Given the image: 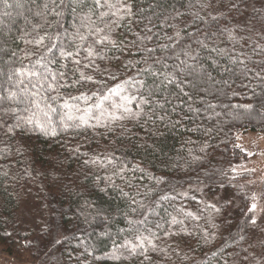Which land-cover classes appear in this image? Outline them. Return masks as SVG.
<instances>
[{"label": "trees", "instance_id": "trees-1", "mask_svg": "<svg viewBox=\"0 0 264 264\" xmlns=\"http://www.w3.org/2000/svg\"><path fill=\"white\" fill-rule=\"evenodd\" d=\"M206 4L207 0H136L137 8L144 9V15L152 16L156 24L153 32L159 39L149 46L169 45L167 51L157 49L155 55L167 58L170 65L180 60L194 64L201 70V78L194 80L195 89L183 86L191 98L176 99L174 87L158 90L156 96L163 108L154 104L149 111L151 120L145 117L139 124L128 123L130 138L119 136V128L101 135L104 128L57 127L55 136L45 135L33 125L9 134L0 128L1 252L41 264H139L138 258L125 259L127 253L119 260L110 256L133 239L135 233L128 221L146 218V225L136 227L151 228L159 237L154 242L168 249L167 254L150 252L152 264H264V219L259 218L253 226L248 214L241 212L242 198L251 195L245 187L250 173L236 170L245 157L237 136L244 132L264 136V53L255 47L264 45V7L260 0H244L239 12L230 15L225 11L221 16L213 8L202 7ZM91 8L92 0L79 4L76 0H55V4L52 0H0V70L6 72L21 61L31 67L29 60L23 59L24 53L36 49L21 39L26 32L59 33V43L69 48L73 32L80 27L81 18L91 14ZM214 15L216 20L211 19ZM226 28L236 30L242 37L240 43L228 39ZM80 30L87 35L86 28ZM117 31L123 35L126 29ZM175 31H180L183 39L173 47L174 41L165 34ZM182 49L195 59L185 56ZM125 57L133 63L140 59L139 54L127 53L120 59ZM116 64L115 59L111 61V71L116 72ZM116 74L120 78L125 75L123 69ZM129 74H135V69ZM140 78L152 83L148 74ZM4 81L0 76V84ZM73 94L78 93L73 90ZM165 97L170 102L165 103ZM4 119L14 127L16 121L11 116ZM54 119L58 122V117ZM105 152L117 167L127 166L123 179L113 174L112 165L84 163L98 156L103 160ZM137 165L143 173L133 171ZM158 179L164 182L157 184ZM222 181L233 194V203L227 211L217 213L211 205L223 208ZM162 195L170 199L160 200ZM180 208L194 215H178ZM168 213L183 219L184 224L165 223L171 219ZM158 222L164 224L163 229L155 228ZM165 229L175 235H166ZM54 231L60 237L54 239Z\"/></svg>", "mask_w": 264, "mask_h": 264}, {"label": "snow or ice", "instance_id": "snow-or-ice-1", "mask_svg": "<svg viewBox=\"0 0 264 264\" xmlns=\"http://www.w3.org/2000/svg\"><path fill=\"white\" fill-rule=\"evenodd\" d=\"M52 2L55 4V0ZM260 2L264 7V0H260ZM76 3H81V0H76ZM242 3L244 0H240V3H237V0H207V4L202 7L213 8V11L222 16L225 11H228L230 15L232 11L239 12ZM73 12H75V8H73ZM90 13V15L81 18L80 27L73 32L69 48H65L62 43H59V33L41 35L36 32L35 35H32V33L26 32L21 37L25 44L33 45L36 51H25L24 53L23 59L29 60L31 67L25 66L21 61L19 66L13 63V66L9 67L6 72L0 70V76L5 78L4 83L0 84V128L5 129L6 134L12 133L16 129L23 132L27 125H33L45 135L52 136L57 134V127L63 130L92 129L97 131L104 128L106 132L101 135L115 133L119 128V136L127 134L130 138L132 133L131 129L127 127L128 123L139 124L145 117L151 120L152 116L149 115V111L154 104L163 108L164 105L156 96L158 90L174 87L178 90L175 98L180 99L182 96H189V93L184 91L185 84H188L192 89L197 87L194 80L201 78V70L197 69L194 64L190 65L187 61L180 60L179 63L170 65L167 63V58L161 59L155 55L157 49L167 51L169 45L149 46L153 40L159 39V36L153 32L156 24L153 23L152 16L144 15V9L137 8L136 0H92ZM55 14L61 15L60 12ZM180 15V13H176L177 17ZM93 16L96 17L95 20L92 18ZM217 18L215 15L211 16L212 20ZM168 19L165 17L166 21ZM144 21L147 22L144 23ZM239 23L241 21H237V24ZM168 26L173 27L171 24ZM81 28L87 29V35L81 32ZM121 28L126 29L123 35L117 31ZM33 31H36L35 26ZM225 32H227L229 40L240 43L242 37L235 29L226 28ZM65 34L67 33L65 32ZM261 34L264 36V23L261 24ZM165 35L169 41H174L173 47L181 45L183 38L180 31H175L173 35ZM129 36L132 38L129 39ZM77 41L79 42L77 43ZM198 43L202 44L203 42L198 41ZM255 47L264 53V45L256 44ZM182 51L185 56L195 59L191 56L190 51L184 49ZM116 53H119L120 56L125 53L128 56L139 54L140 59L133 63L127 57L125 60H121ZM11 55L15 57L16 53L12 52ZM34 55L38 58L33 62L31 58ZM114 59L117 61L116 72L111 71V61ZM176 59L179 60V56ZM141 63L144 65L143 68L138 67ZM57 65L58 68L55 67ZM102 65L105 66L102 67ZM156 65L160 67L154 68ZM121 69L124 71V78H120L116 74ZM133 69H135V74L130 75L129 73H132ZM144 74L152 77L151 84L140 78ZM203 75H207V73L205 72ZM189 77L194 79L190 80ZM109 81L114 84L110 85ZM73 90L78 94H73ZM171 95L172 93H169V96ZM189 98L191 97L189 96ZM168 102L170 101L165 97V103ZM8 116L16 121L14 127L9 126L7 120L4 119ZM54 117H58V122ZM159 119L163 120V117H159ZM204 150L201 148L202 152ZM76 151L79 149L77 148ZM89 162L100 163L101 166L112 165L113 174L120 176L121 179L124 178L123 173L127 166L121 164L117 167L115 159L108 156L106 152L103 160L98 156L91 161H84L85 164ZM133 171L143 173L144 169L137 165ZM107 179L111 182L112 177L108 176ZM156 182L160 184L164 181L158 179ZM128 183L131 186L130 181ZM220 187L224 189L220 195L223 208L217 207L216 204L211 205L217 213L222 210L227 211V206L233 203V194L225 188L223 181L220 183ZM121 192L125 196L128 195L122 189ZM260 198L254 192L251 195L245 194L242 198L241 212L248 214L247 220L253 226L257 224L256 217ZM169 199L170 197L167 195L160 197V200ZM133 203H136L135 199H133ZM141 207L144 206L141 205ZM135 210L133 209V211ZM165 211L167 210L165 209ZM176 211L178 215L182 214L187 217L194 215L184 208ZM260 214V218L264 219V209H260ZM168 215L171 219L165 223L184 224V220L178 219L176 215L171 213ZM128 223L133 226L130 229L135 233L133 239L126 240L123 245L117 247L111 253V259L119 260L124 256V253H127V256H124L125 259L138 258L139 264H144L145 261L152 264L153 257L149 255L150 252L159 251L167 254V248H160L154 242L159 237L151 228L136 227L146 225V218L130 219ZM155 228L163 229L164 224L158 222L155 224ZM165 234L175 235V233L167 232L166 229ZM101 235H106V233ZM205 239L207 240V237ZM240 239L242 240L244 237L241 236ZM56 243H60V241L57 240ZM118 252L119 255H117Z\"/></svg>", "mask_w": 264, "mask_h": 264}, {"label": "rangeland", "instance_id": "rangeland-1", "mask_svg": "<svg viewBox=\"0 0 264 264\" xmlns=\"http://www.w3.org/2000/svg\"><path fill=\"white\" fill-rule=\"evenodd\" d=\"M237 143L245 153L244 159L237 165L236 170L248 171L250 178L246 180L245 187L251 193L261 197L258 201L257 220L260 218V209H264V136L256 132H244L237 136ZM254 182V183H253ZM61 234L54 231L51 236L55 239ZM0 264H41L36 259L13 258L5 255L0 249Z\"/></svg>", "mask_w": 264, "mask_h": 264}]
</instances>
